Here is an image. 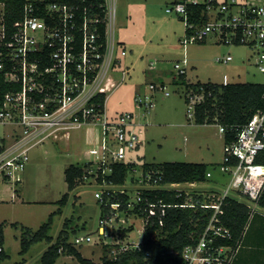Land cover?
<instances>
[{
  "label": "built area",
  "instance_id": "1",
  "mask_svg": "<svg viewBox=\"0 0 264 264\" xmlns=\"http://www.w3.org/2000/svg\"><path fill=\"white\" fill-rule=\"evenodd\" d=\"M112 1L114 5L110 8L107 0L101 4L104 7L101 15L100 11L93 10L90 0H28L13 31H8L3 22V4L0 3V80L2 78L7 86L0 94V122L12 127L8 137L0 142V175L4 180L14 185L21 184L32 149L94 120L101 122L102 136L98 148L92 149L97 153L94 160L98 164L94 167L92 160L88 172L96 179L101 174L104 177L101 184L109 183L105 176L112 172V163L128 162V152L142 141L131 111L121 113L114 120H109L106 112L108 93L120 82L113 75L116 63L121 62L115 54L120 42L115 35L110 37L109 27L115 26V0ZM190 3H207L208 19L203 23L191 21ZM166 10L179 14L185 22L186 31L180 38L182 44L205 42L210 36H214L217 42L246 44L251 50L249 59L264 74V0H175ZM101 22L106 24L104 51V43L99 40ZM121 54L125 55L126 50L122 49ZM232 59L231 54L217 58L221 62ZM187 63V57L183 62L175 63L177 74L186 73ZM151 67H154L153 61ZM150 88L164 90L166 85L151 83ZM99 93L106 94L102 106L94 101ZM164 93L170 94L168 90ZM144 96H136L137 105L145 102L149 107L153 106L154 94L145 93ZM203 98V93L190 92L191 115L195 104ZM220 130L224 134L225 126L220 124ZM262 150L264 108L240 126L234 137L224 141L221 170L228 173L230 179L220 194L206 198L176 187L178 194L186 192V200L184 203H168L163 198H154L152 192L179 182L162 183L163 172L160 169L141 167L135 177L133 195L126 188H105L95 192L101 202L100 207L107 208L105 213L101 212L98 238L93 232L77 233L72 242L82 245L99 241L109 258L119 259L130 250L141 249L147 225L154 218L163 225L169 206H201L212 208L213 212L198 239L186 245L181 253L171 250V262L148 264H183L176 260L178 254H181L184 264H232L242 237L235 238L232 229L222 221L224 204L232 196V191H239L250 199L249 207L257 205L264 192V162L256 160ZM137 167H134V173ZM207 175L211 176V171ZM85 177L88 178L87 175ZM115 192L128 194V198L124 202L110 201L111 194ZM130 217L142 218L139 241L128 239L135 220L127 226L123 224ZM117 222L121 224L116 225ZM130 226L133 228L129 229ZM124 228L127 230L121 235ZM109 237L110 240L107 239ZM3 248L0 245V250ZM152 256L149 250L145 258Z\"/></svg>",
  "mask_w": 264,
  "mask_h": 264
},
{
  "label": "rangeland",
  "instance_id": "2",
  "mask_svg": "<svg viewBox=\"0 0 264 264\" xmlns=\"http://www.w3.org/2000/svg\"><path fill=\"white\" fill-rule=\"evenodd\" d=\"M111 1L107 0L109 8L114 5ZM174 1L115 0V26L109 27V30L110 37L115 35L120 42L115 54L121 63H116L113 70L114 77L120 82L108 93L106 112L109 120L117 119L126 111L134 114L136 131L142 141L138 145L140 148L137 146L128 152V160L136 161L137 164L175 160L208 162L213 172L208 180L182 182L169 187H181L193 193L204 192L206 198H209L212 194H220L230 179V175L221 170L224 134L218 123H197L194 120L189 112L190 101L186 98L191 91H187L183 84L173 82L178 73L175 63L183 62V58L187 57L188 77L191 81L264 82V74L249 59L251 50L246 44L217 42L214 36L205 42L182 44L180 38L186 31L185 22L179 14L166 10ZM122 49L126 50L125 55L121 54ZM228 54L233 56L229 62L217 60L219 56ZM152 61L154 67L150 68ZM151 83L165 84L164 90L170 94H165L163 89L152 90ZM145 93L154 94L153 106L149 107L145 102L141 106L137 105L136 96L139 94L145 97ZM101 127V122L94 120L72 128L69 134L61 136L57 141L49 139L32 149L21 184L24 202L6 203L0 200V223L4 222V245L8 253L7 257L0 259V264H40L43 252L59 238L63 230L68 232V241H72L77 233L93 232L95 238H98L102 209L95 192L105 188H126L131 195L134 194L135 177L141 170L139 165L135 173L132 171L128 175L125 184H101L96 176H89L84 183L68 190L65 168L71 163L96 160L97 153H93L92 149L98 148L97 145L101 143ZM11 131L10 125L0 122V142ZM95 160L94 167L98 164ZM8 187L15 188L14 184L7 179L3 180L0 175L1 195L10 193ZM67 191L70 192L69 200L62 205L58 200ZM231 193L249 200L239 191ZM50 215H53V222L49 233L53 240L37 241L26 253H22L23 227L37 230L49 221ZM131 220H135V227L128 239L139 241L142 218L130 217L123 225H129ZM14 222L18 224L17 227L12 225ZM107 239L110 240V237ZM102 245L98 241L76 246L85 257L100 262L104 253ZM54 264L83 263L74 255L63 253Z\"/></svg>",
  "mask_w": 264,
  "mask_h": 264
},
{
  "label": "trees",
  "instance_id": "3",
  "mask_svg": "<svg viewBox=\"0 0 264 264\" xmlns=\"http://www.w3.org/2000/svg\"><path fill=\"white\" fill-rule=\"evenodd\" d=\"M28 0H0L3 4V22L8 31H13L16 22L22 18L24 6ZM50 0H45L48 2ZM92 1L93 10H98L101 15L104 14V7L101 4L106 0H90ZM207 3H197L188 5L190 12V20L198 23H203L208 19L206 12ZM182 18V16H180ZM183 19V18H182ZM99 40L104 43L102 50L106 49V24H100ZM183 84L187 91L192 93H203L204 98L195 104L193 117L197 123H218L225 126L224 139L230 140L236 135L240 126L247 123L255 112L264 108V83L252 81H237V82H222L213 81H190L186 73L177 74L173 82ZM4 82V81H3ZM0 80V94L7 89V86ZM189 102V96L186 97ZM106 99L105 93H99L95 96L94 101L104 105ZM257 161L264 162V150H262L256 158ZM93 161L88 160L84 163H71L65 168V178L68 183V190L75 189L79 184L84 183L91 176L88 172ZM135 161L115 162L112 163V172L106 174L105 179L112 184H124L128 175L136 167ZM144 169L157 168L163 172L162 183L171 182H196L206 181L210 178L207 175L209 171V163L203 161H165L161 163H149L144 161L142 164ZM103 176H98V182H103ZM67 191L58 201L65 205L70 196ZM154 198H163L168 203H184L186 200V192L178 194L176 188H157L152 192ZM128 194L115 192L110 196V201H125ZM106 199V198H105ZM260 204H264V193L260 198ZM109 208V206H108ZM102 214L107 211V208L101 207ZM61 211V208L58 209ZM213 212L212 208L201 206H181L172 205L167 208V213L164 216V224L160 225L157 219H153L147 225L141 249H134L124 253L119 259H111L107 254L106 248L102 260L96 262L88 257H85L80 249L72 242L68 241V232L63 230L59 238L53 242L42 254L40 264H54L57 259L63 254L74 255L83 264H148L153 262H171L173 256L171 250H176L179 253L183 248L195 242L202 231L204 230L209 218ZM250 207L236 198L230 196L224 204V213L222 221L229 226L235 238H241L245 226L250 216ZM53 215H50L48 222L43 223L37 230L23 227L21 236V252L26 253L31 245L40 240L52 241L53 236L49 233ZM14 226L18 224L12 223ZM130 226L129 229H132ZM127 229H123L121 235H124ZM4 222L0 223V245L4 244ZM61 250V251H60ZM152 251L153 256L145 258L147 251ZM8 256L5 249L0 250V259ZM175 259V258H174ZM176 260L180 263L182 260L181 254H178Z\"/></svg>",
  "mask_w": 264,
  "mask_h": 264
},
{
  "label": "crops",
  "instance_id": "4",
  "mask_svg": "<svg viewBox=\"0 0 264 264\" xmlns=\"http://www.w3.org/2000/svg\"><path fill=\"white\" fill-rule=\"evenodd\" d=\"M188 63H189V60H188ZM188 63H187V68H188ZM150 68H152L151 64H150ZM186 75H187V78L190 79L188 77V70L186 71ZM192 81H196V80H192ZM237 81H243V80H237ZM237 81L233 80L232 82H237ZM57 140L58 139H56V141ZM223 160H224V158H223ZM129 161H131V159H129ZM142 164H137L136 166L139 165V168H141V167H143ZM209 171H211L210 166H209ZM212 176H213V172L211 171L210 177H212ZM196 182H203V181H196ZM186 183H195V182H186ZM21 184L14 185L15 186L14 189L8 187V190L10 193H7L6 195H1V193H0V200L5 201L6 203H16L18 201L24 202L25 199H23V197H22V186H21ZM169 186H171V185H169ZM161 188H167V187H161ZM167 189H172V188H167ZM6 191H7V189H6ZM186 191H188V190H186ZM0 192L3 193V191H0ZM190 193H193V192H190ZM194 194H200L201 197H207L204 192H197ZM245 196H246V198L248 197L247 195H245ZM262 196H263V194H262ZM232 197L236 198L237 200H239L241 202L246 203L249 206L250 199L248 201H246L245 199H241L239 196H237L235 194H232ZM259 201H260V199H259ZM259 201L254 208L250 207L251 213H250L248 222H247L245 229H244V232H243L242 244H241L240 249H239L236 257L234 258V261L232 264H264V204H260ZM3 247L5 249L4 244H3Z\"/></svg>",
  "mask_w": 264,
  "mask_h": 264
}]
</instances>
